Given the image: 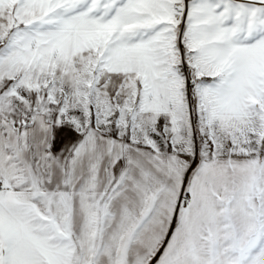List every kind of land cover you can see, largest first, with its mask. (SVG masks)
Returning <instances> with one entry per match:
<instances>
[{
  "label": "crops",
  "instance_id": "0c3cea01",
  "mask_svg": "<svg viewBox=\"0 0 264 264\" xmlns=\"http://www.w3.org/2000/svg\"><path fill=\"white\" fill-rule=\"evenodd\" d=\"M187 1L0 3L41 8L34 29L70 34L74 52L101 49L109 72L141 78L143 112L167 117ZM190 2L183 147L167 128L165 149L90 129L61 158L46 113L17 123L0 112V264H264V0Z\"/></svg>",
  "mask_w": 264,
  "mask_h": 264
},
{
  "label": "rangeland",
  "instance_id": "374dc122",
  "mask_svg": "<svg viewBox=\"0 0 264 264\" xmlns=\"http://www.w3.org/2000/svg\"><path fill=\"white\" fill-rule=\"evenodd\" d=\"M190 0L175 13L171 43V77L175 114L149 116L142 110L139 76L113 74L103 64V51L74 52L72 38L57 30L34 29L32 15L41 8L30 4L0 3V112L23 123L36 112L53 122L54 148L61 158L73 150L90 129H100L142 145L165 149L161 128L173 131L183 147L182 126L188 122V83L196 64H188L191 49L182 20ZM178 119V121H177ZM264 122V114H263Z\"/></svg>",
  "mask_w": 264,
  "mask_h": 264
},
{
  "label": "built area",
  "instance_id": "2783aa9c",
  "mask_svg": "<svg viewBox=\"0 0 264 264\" xmlns=\"http://www.w3.org/2000/svg\"><path fill=\"white\" fill-rule=\"evenodd\" d=\"M196 82L195 81H190L189 86L192 89V91L194 92V88H195ZM5 189V184L2 180H0V191ZM192 200V196L190 193H185L183 196V204H188L190 203Z\"/></svg>",
  "mask_w": 264,
  "mask_h": 264
}]
</instances>
